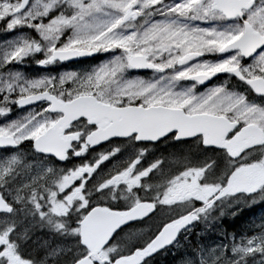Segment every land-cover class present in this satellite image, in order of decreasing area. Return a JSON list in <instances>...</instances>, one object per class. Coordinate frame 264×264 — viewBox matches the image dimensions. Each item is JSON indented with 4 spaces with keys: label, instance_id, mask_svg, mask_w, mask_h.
I'll list each match as a JSON object with an SVG mask.
<instances>
[{
    "label": "flooded vegetation",
    "instance_id": "af4514ba",
    "mask_svg": "<svg viewBox=\"0 0 264 264\" xmlns=\"http://www.w3.org/2000/svg\"><path fill=\"white\" fill-rule=\"evenodd\" d=\"M248 4L232 20L214 11L235 28L230 42L240 38L248 27L249 51L220 53L230 42L209 53L195 51L201 57L184 65L178 62L179 67L154 74L156 80H170L171 75L185 68L184 82L148 84L151 89L144 87L140 91H150L139 93L134 102L113 104L179 109L185 115L183 126L171 129L170 125L171 130L156 141L138 140L147 132L140 130L92 146L87 137L97 127L85 118L72 123L65 134H73L76 139L65 159L48 158L40 170L42 223L31 231L46 238L68 233L65 242L72 237L77 242L74 257L78 256V260L89 255L80 242V227L94 207L128 211L144 203L145 215L120 228L109 243L113 244L117 234H121V243L117 244L122 252L110 259L100 256L99 264H113L117 258L143 249L164 227L184 217L189 218L188 225L179 231L175 241L142 264H185L186 235L264 234V184L247 193L234 194L226 189L231 174L240 168L256 167L264 172V144L246 147L235 157L224 148L204 144L206 136L220 135L226 142L232 141L237 152L240 139L247 142L264 138V0H248ZM260 40L262 44L256 45ZM196 62H212L214 66H191ZM161 71L157 65L149 72ZM214 72L222 73L207 83L189 79ZM141 96L145 98L140 99ZM42 104L48 106L46 102ZM54 116L53 123L61 114ZM140 126L157 128L151 122ZM52 201L58 203L59 213L52 212ZM28 221L26 218L23 225Z\"/></svg>",
    "mask_w": 264,
    "mask_h": 264
},
{
    "label": "rangeland",
    "instance_id": "374dc122",
    "mask_svg": "<svg viewBox=\"0 0 264 264\" xmlns=\"http://www.w3.org/2000/svg\"><path fill=\"white\" fill-rule=\"evenodd\" d=\"M212 1L31 0L23 13L14 14L20 0H0V135H12L21 144L30 142L55 121L43 104L16 109V100L24 95L49 90L66 99L93 94L112 104L132 103L139 93L150 91H140L151 89L148 84L184 82L185 68L170 80H156L154 74L179 67L187 52L216 51L236 34L232 24L210 8ZM127 12L134 15L123 22ZM66 48L97 50L99 58L73 66L54 62L42 70L32 68L48 60L54 50ZM131 54L148 56L162 71L143 75L132 69ZM48 162L28 161L21 150L0 152V192L15 205V212L21 211L18 206L24 201L32 204L38 224L42 223L40 170ZM51 210L59 213L58 203L52 201ZM35 224L31 220L17 225L14 213L0 215V264H35L22 253L29 245L33 255L41 252L37 264H49L76 250L73 237L65 242L68 233L46 238L31 231ZM27 227L29 241L22 242ZM121 252V245L113 243L100 256L110 259ZM185 264H264V234L186 235Z\"/></svg>",
    "mask_w": 264,
    "mask_h": 264
},
{
    "label": "water",
    "instance_id": "95a60500",
    "mask_svg": "<svg viewBox=\"0 0 264 264\" xmlns=\"http://www.w3.org/2000/svg\"><path fill=\"white\" fill-rule=\"evenodd\" d=\"M31 0H20L19 6L14 14L23 13L29 6ZM248 0H213L211 8L222 12L228 20L234 19L243 8L249 7ZM133 14L128 12L123 17V22ZM262 40L256 45H261ZM250 42L248 39V27L237 40L224 46L220 53H227L235 49L243 52L249 51ZM97 50L86 48L56 49L50 55L48 61L72 62L96 57ZM201 53L189 52L180 59L184 65L201 57ZM248 56V54L246 55ZM132 69L152 71L157 66L149 61L144 54H132L128 58ZM45 62L41 63L44 65ZM229 70L227 72H231ZM222 72L211 74H197L190 77V80L207 83L213 77ZM43 102L48 103L47 111L51 114H61L57 121L45 132L37 136L33 141V148L38 154L53 156L63 161L71 144L75 141L73 134L66 135L65 131L73 122L81 118L88 120L97 128L87 137V142L97 146L112 138L124 137L131 132L140 130L147 131L145 135L138 136V140L156 141L165 135V132L174 129L177 125L185 124V115L182 110L167 107L144 108L141 106H115L99 100L96 96L85 94L67 100L57 97L50 91H39L24 95L16 100L18 109H26ZM216 120L221 118L216 117ZM156 123L157 128H142L141 124ZM172 128L169 129V126ZM184 130V128H179ZM217 130V129H216ZM151 135V136H150ZM232 142V141H231ZM226 142L220 135L206 136L204 144L224 148L235 157L242 149L264 144V138L250 139L244 142L240 139L241 147L236 152L234 143ZM18 142L12 135H0V149L16 148ZM264 184V172L256 167H243L233 172L229 178L226 189L234 194L256 191ZM13 206L4 198L0 192V214H10ZM146 205L138 204L128 211H118L107 207H94L83 219L80 227L81 244L90 252L89 255L77 260L74 264H98L100 252L111 242L115 233L124 225L135 221L145 215ZM188 217L176 220L166 227L143 249H137L132 254L117 258L113 264H142L146 258L151 257L165 246L173 243L179 231L188 225Z\"/></svg>",
    "mask_w": 264,
    "mask_h": 264
},
{
    "label": "trees",
    "instance_id": "16d2710c",
    "mask_svg": "<svg viewBox=\"0 0 264 264\" xmlns=\"http://www.w3.org/2000/svg\"><path fill=\"white\" fill-rule=\"evenodd\" d=\"M98 58H99V56L94 58V59H92V60H97ZM76 63H78V62L64 63V65L73 66ZM32 68L33 69L36 68L37 70H42L44 67H41L40 65H37L36 67H32ZM17 150L24 151L25 157H26V159L28 161H39L43 157V156L38 155L33 150L31 142L23 143L17 149H4L3 151L6 152V153H11V152H15ZM0 152H1V150H0ZM18 207L22 208V209H21V211L19 210L18 212L14 213L17 225H20V224L23 225L25 223V221H26V218H28L29 221L34 220L36 222L34 227H38L39 226V224L37 222V216L35 214V208H34V206L32 204H29L27 201H24V204L22 206H18ZM34 232H37V231H34ZM29 233H30L29 231L23 233L22 240H21L22 242H23V240H28L29 241ZM120 237H121V234H117V239L114 240V243H116V244H117V242L121 243ZM191 240L193 241V244H195V239L191 238ZM117 245H119V244H117ZM28 247L26 249L23 248V252H22L23 255H27V257L29 259L33 260L34 263L37 264V262H38L37 258L41 255V252L40 251H36V252H34L35 255H33L32 254L33 250H29ZM75 248H77V242L75 244ZM75 248H74V250H75ZM75 251L73 252L72 250H70L66 255H64V257H61V258L55 260L54 262H53V260H50L49 264L50 263L51 264H73L76 261V259L78 258V256L74 257V255L76 254Z\"/></svg>",
    "mask_w": 264,
    "mask_h": 264
},
{
    "label": "bare ground",
    "instance_id": "6f19581e",
    "mask_svg": "<svg viewBox=\"0 0 264 264\" xmlns=\"http://www.w3.org/2000/svg\"><path fill=\"white\" fill-rule=\"evenodd\" d=\"M83 61H88V60H83ZM53 156H51V160H53V158H55V157H53ZM230 232H232V231H230ZM231 234V233H230ZM234 235V234H233ZM238 235V234H237ZM37 258V257H36ZM39 258H37V260H38ZM39 262V261H38ZM172 262H173V260H172ZM56 263V262H55ZM51 264V263H50Z\"/></svg>",
    "mask_w": 264,
    "mask_h": 264
}]
</instances>
